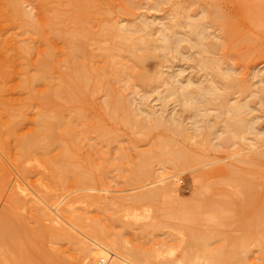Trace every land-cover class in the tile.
<instances>
[{
    "label": "rangeland",
    "instance_id": "obj_1",
    "mask_svg": "<svg viewBox=\"0 0 264 264\" xmlns=\"http://www.w3.org/2000/svg\"><path fill=\"white\" fill-rule=\"evenodd\" d=\"M84 1L0 0V264H71L74 259L90 264L95 244L104 246L109 241L114 245L110 251L132 264H264V222L255 217L261 197L264 199V142L255 144V133H264V96L258 97L264 90V14L252 24L245 14L253 9L244 8L242 0H91L86 6ZM182 8L189 9L192 19L203 11L207 15L204 22L214 36L208 42L218 45L212 54L196 53L183 43V55L187 58L193 53V61L185 63L186 58L175 52L164 58L160 50H153L152 58L139 67L134 54L140 51L129 55L117 46L116 38L102 37L127 25L131 32L149 33L157 45L156 25L173 22ZM215 13L225 18L224 25L213 20ZM146 21L154 25L144 26ZM131 32L124 34L134 35ZM204 57L217 61L220 69L216 70L225 81L233 80L231 86L224 80L217 84L228 93L227 101L248 104L244 115L253 119L257 131L246 135L243 143L253 145L211 149L200 132L188 129L186 138L161 128L146 133L123 123L122 111H112L115 103L130 108L139 119L138 100L143 96L158 109L157 98L166 89L162 82L142 85L138 80L132 82L134 76L131 80L130 75L144 74L150 79L154 74L166 78L173 73L181 80L200 82L207 73L196 63ZM46 59L52 66L46 69L45 79L31 82L30 90L22 87ZM72 64L89 73L82 85L80 73L73 76L84 86L77 92L78 100L57 101L65 120L58 124L57 133L72 131L73 144L68 145L69 140L61 136L58 141L50 140L51 145L45 140L49 148L54 146L46 150L50 154L39 149L32 154L29 143L42 131L39 115L43 109L53 115L51 106L42 109L37 98L61 89ZM114 69L121 71L120 76L127 73L131 81L118 78ZM245 84L248 90H244ZM72 88L66 90L76 91ZM177 98L167 97L166 117L175 115L189 127L191 120L175 104ZM219 102L199 105L213 117L219 112ZM224 110L220 108L221 120L213 117L212 123L218 122L215 130L224 127ZM196 123L200 126L201 118ZM66 146H72L68 149L74 152L70 162L62 156ZM26 150L29 155L20 157ZM179 150L190 159L182 163L176 182L168 179L174 173L170 174L169 164L166 167L159 158L148 161L146 176L140 180L134 177L146 156L172 157L170 153ZM69 164L74 175L68 177L75 184L57 189L50 181L52 167L63 169ZM238 175L250 187L249 207L243 190L233 181ZM79 179L88 180L87 185H80ZM170 181L176 193L165 194ZM201 185L208 187L209 203H204L205 197L199 198Z\"/></svg>",
    "mask_w": 264,
    "mask_h": 264
},
{
    "label": "bare ground",
    "instance_id": "obj_2",
    "mask_svg": "<svg viewBox=\"0 0 264 264\" xmlns=\"http://www.w3.org/2000/svg\"><path fill=\"white\" fill-rule=\"evenodd\" d=\"M80 1H82V0H80ZM80 1L77 0L78 3ZM166 1H170V0H166ZM242 1H244L243 5H242L244 8L245 7H251L253 9V13L245 14V17L249 21H251L252 24L253 23L256 24V21L258 20L257 19V16L260 15V14H264V0H242ZM85 3H86V5H90L91 4V0L84 1L83 4L85 5ZM81 4H80V6H81ZM156 6H157V4H156ZM77 7H79V6H77ZM182 9L183 10L180 11L181 13L180 12L178 13L179 16H177V18L179 17V19H177V18H176L177 20L174 19L176 21L173 20V22L171 21L169 23H167V22H159L158 25H156V27H157L156 31H157V34H158V38L156 39V41L158 40L157 41V45H155V42H154L155 40H154L153 37L152 38H153L154 41L152 40L151 35L149 33L148 34H145V35H142L141 32H140L141 34L139 32H137V31L131 32L132 31L131 28H126L127 25L125 26V28H122L120 26L122 29H119V28L116 29V28H114L113 29L114 31L111 29L112 31L109 30L108 31L109 33H105V35H103L102 37H104V38L107 37L108 38V37H111L112 36V37L116 38V40H117V43H116L117 46L120 47L121 49H124L122 51H125L126 50L128 52V54H129L130 51H131L130 53H134V52H138L139 53V51H140L141 54L140 53L139 54H134L135 55L134 58H136L134 60V63H135V65H138L139 67H140V65L142 66V64L146 60L152 58V55L153 54H151V51L153 52V50L154 51L155 50H160V52L162 54L161 56L164 57V58L167 57L168 54H170L171 52H175L178 56H184L183 55L184 53H182L183 52L182 50L184 48H182L183 46L181 47V45L183 43L184 44L187 43V45L189 46V49L194 50L196 53H197L196 50H200V51H204L206 54H210L211 51H213L214 48H217L218 45L215 46L214 44H212V42H210V43L208 42V40L210 39V37L213 38L214 36L212 37L211 34H210V32L207 31V26H206V23L204 22V20L207 18V15H205L204 14V11L202 10L203 12L201 13L200 16H198V18L193 17V19H192L190 17L191 15H189V9L188 10L187 9L185 10L184 8H182ZM178 10H180V9H178ZM178 10H177V12H178ZM25 14H26V12H25ZM27 14H26V16H27ZM197 15H199V14H197ZM215 15L216 16H215V18L213 20L220 22L221 25H224L225 22L223 21V19L225 20V18L222 17V15L219 16L218 13H215ZM28 17H30V15ZM146 22L148 24L143 23L144 26H149L151 24L154 25V22H152V21L151 22L146 21ZM48 25H49V23H48ZM119 25H120V23H119ZM105 31H106V29H105ZM127 32L128 33L131 32L134 35L137 34V33H139L142 36H138L137 37L135 35L136 36L135 37L134 35L124 34V33H127ZM139 34H137V35H139ZM152 35H153V32H152ZM216 38H214V39H216ZM110 42H111V40H110ZM244 42H248V41L245 40ZM96 43H98V42H96ZM100 45H102V44H100ZM96 46H97V44H96ZM143 50H145L146 52H144ZM98 51H99V49H98ZM192 54L190 53L189 55H191V56H188L187 58L184 56L186 58V59H184L185 60V63L187 61H190V62L193 61L192 57H194V54L193 55ZM46 60L42 62L41 67L37 70L35 76H33L34 78L32 77V79L29 82L24 83L22 85V87L28 89L30 87V85H31V82L45 79V77L47 75L46 69L49 68L50 66H52V63H51L50 59L47 60V61ZM108 62H109V60H108ZM73 64L70 67V73L68 75V77L70 79H72V82L71 83L68 82V81L66 82V80H69V79H67L68 78L67 77L66 80L64 81V86L63 87L61 86L62 87L61 89H55L54 91H51L45 97H42L41 99L40 98H37V101L38 100L40 101L39 105H41V107L42 106H48V105L51 106L50 112L53 113V115L50 116V114L47 111L45 112V109H43L44 107H42V109L44 110V111L42 110L43 111V114L41 112V114L39 115L41 117V119H42L41 120V123H40V126L42 127V129L40 127V129L42 130L41 131V136L39 137L40 139L38 138V136H35L32 140H34L37 137L36 140H39V141L36 142V140H34V141H31L30 143L28 142L30 144V146H29L30 147V150H33L31 152L32 154H33V152L36 149L37 150L34 153H36L37 151L39 152V150H42V151L45 150L44 153H46V150L47 149H52L54 147V146H52V148H49L48 147L49 145H48L47 142H49L50 140H53V139H54V141H55V139L58 141V139L61 136L62 137H66V139L69 140V141L67 140L68 141V145L73 144V136L71 135L72 133H70L72 131L67 130L66 132L62 131L61 132L62 134L61 133H57L58 132V129H59L58 127L60 126V125L58 126V124H60L61 122L63 124V122L65 121L64 119H62L64 117L63 107L60 106V105H58V102L57 101L60 100V99H63L66 102H72V101L78 100L79 99V95H78L77 92L78 91L81 92V87H84V86H81L83 84L82 83L83 82L82 80L86 78L85 76L87 74H89V73L85 74L86 70L84 71L82 69V67L80 68V67H78L76 65H73ZM196 64L199 67V70L200 71H205L207 73L205 75L204 80H202L200 82H198V81L195 82V81H192L191 79H187L186 81H184L183 78H182L183 80H181V78L177 74L175 75L173 73H171L169 76L167 75L166 78L158 77V76L155 77L156 74H154L153 75L154 77L152 76V78H150V79H149V77L147 75H144V74L138 75V77H137V74L136 75H130L128 73V75H130L131 78L130 77L127 78V73L125 75L122 72V74H121L122 76H120L119 74H120L121 71L120 72L119 71L116 72L117 69L116 70L114 69L115 72L118 75V78H126V80H128L130 78L132 80V77L134 76L132 82H134V80H138V83L140 81V83L142 85H143V83H144V85H147L146 83H148V82H150L149 84H151V82H152V84L153 83H159V82L161 83L162 82L161 84H163L166 89L163 91L164 94L159 95L160 97L157 98L158 101H159V105H157L158 109H156L155 106H152L151 107L147 103L148 102L147 98L146 97L144 98V96H143V98L141 97L138 100L139 101L138 102L139 104H138L137 111L139 110L140 115H141L139 119H136V118L133 117L132 112L129 110L130 108H125V107L119 106V105H117L115 103L112 105V111L114 113L117 112V114H118L119 111H122L123 112V115H124V121H123V123L130 124L131 126L134 125L138 129L143 130L146 133H149V132H151V131H153L155 129L161 128V129H164V131H167V133L172 134L173 136H180L182 138H186L187 137V131H188V129H192V130H194L196 132H200L202 134V136H203L204 141L206 142V144L208 145V143H209L208 146L211 149H214L216 147H222L223 148L225 145H228V144H231V146L232 145L233 146H235V145H239L240 146L241 145V146H243V148H244V146H247V145L248 146L253 145L254 143L253 144H250V145L243 143L247 139L246 138V135H250V134L253 135V133H255V131H257L256 128H255V126H254V124L251 122V121H253V119L252 120H247L245 118V115L244 114L247 112V110H249L248 104L245 103V102H243V101H239V100L236 101V102H233V103H229L227 101V94L228 93H225L223 90H221L220 88H218V85H217L221 81L223 82V80L225 81L226 79L223 78V77H221V75L217 72L220 69V67L218 68L219 64L217 63V61L215 59H213L211 57L210 58L204 57V58H201L200 60H198ZM216 68L218 70H216ZM76 73H80V77L78 76V78H80V80H81V82H80L81 85L79 83L77 84L73 80V78H74L73 76L76 75ZM123 75L126 76V77H123ZM159 76H161V75H159ZM64 77H66V76H64ZM95 77H97V76H95ZM206 77H209L208 80H207ZM100 79L102 80V82L106 81L101 76H100ZM113 79H115V78H113ZM118 80H120V79H118ZM129 80H128V82L131 81V80L130 81ZM203 81L204 82H208V84L205 85V86L202 85ZM261 81H264V78H261ZM225 82H227V81H225ZM103 84L104 83H102V86H104ZM149 84H148V86H150ZM226 84H227V86H231L233 84V80L232 79L229 80ZM67 87H68V89L69 88L73 89L72 87H75L76 88V91H68V90H66ZM248 89H249V87L245 84L244 90H248ZM28 90H30V88ZM105 91H106V89H105ZM260 93L261 94L258 95L259 98H261L262 96H264V90L260 91ZM176 95H178V98H177V102L175 101V104H178L177 106L180 107L179 108L180 111L183 112V113H187L188 118L191 120L190 121L191 123H190L189 127H185L184 125H182L180 123V121H179V118L176 117L175 115H172L171 118H169V119H167V117H166V115H167L166 112L168 110L166 111V108H167L166 103L167 102H165V101H166L167 97H172V96H176ZM262 98H264V97H262ZM214 100L215 101L216 100H219L220 102L218 103V107H217V109H219V112L215 116H213V117H215L216 120H221L220 118H221L222 111L220 112V108H222V107H223V109H225L223 112L225 114H227L226 121L223 120L225 123H224V127L222 128V130H215V126L217 125L218 122H216V123L213 122L212 123V121H213L212 115H210V113H208V110H202V108L199 105V104H203L204 103L205 106H212L213 104L211 102H213ZM117 101L118 100H115V102H117ZM199 118H201V122H202V124L200 126L196 123V120L199 119ZM61 119H62V121H61ZM116 119H118V118H116ZM255 135L257 137V138H255V144L264 142V133H257V134L255 133ZM213 139L216 140V142L214 144L211 143ZM45 140H48V141L46 142ZM61 142H62V140H61ZM163 142L164 141L160 142L159 143L160 144L159 146H161V144ZM49 143L51 145V142H49ZM163 146H164V144H163ZM71 147L70 146L67 147L66 148L67 150L63 149L64 150L63 151L64 153H63L62 156L65 155L64 158H65L66 162H70V160H71V158H72V156L74 154V152L71 151L72 150ZM68 148H70L71 150L68 149ZM160 148L161 147H159V149ZM157 149L158 148H156V150ZM23 150H25V149H23ZM19 153H20V151H19ZM48 153L50 154V150L46 154H48ZM157 153H159V150H158ZM26 154H27V150H26V152H22V154H21L22 156H20V157H23L24 158ZM71 154H72V156H71ZM27 155H29V154H27ZM160 155H161V153H160ZM170 155L172 157H161V156L158 157L157 155H155V157H151L150 158L149 156H146L143 159V162H142L143 164H140L139 163V167L136 169L137 171H135L136 174H134L135 175L134 177L136 178V180L137 179L140 180L141 178H143V176L145 174H148L147 171H146V169H147V167L149 165L148 161H150L152 158L153 159H156V158L158 159L159 158L158 159L159 161H162L164 164L167 163L166 164V167L169 164V166H168L169 167L168 168L169 171L168 172L170 173V171L171 172L173 171L172 173H174L171 176H167V177H169L168 179L175 180V182H176V178L178 177V175L176 173L182 167V163L184 161H186V160H189L190 157H186V153H184V151H182V150H179V151L170 153ZM28 157H30V156H28ZM256 157H258V156H256ZM249 162H250V160H249ZM70 164H69V167H65V168L63 167V169H55V167L52 165L53 166L52 167V172H54V173L52 174V177H51V180L50 181H51V184L53 186L58 187L57 189H60V188L62 189V188H64L68 184H75V182L69 180V177H68L70 175H74V172L72 171V168H71ZM169 173H168V175L171 174V173L170 174ZM132 177H133V175H132ZM148 177L149 176H147V178ZM79 181H80V179H79ZM233 181L236 182L237 184H239V186L243 190L242 194H243V197H245V204L247 203L246 205L249 207V205H248L249 204V201H247V200L248 199L251 200V197L252 196H249L250 193H248V190H249L250 187L249 188L247 187V182L245 181V179H242L241 177H239V175L236 176V177H234ZM87 183H88V180H86V179H82L80 181V185H87ZM176 186H177V184H175L174 187H176ZM205 186L201 185L200 188L198 189L199 190V192H198L199 198H204L205 197V202L201 200L200 203L201 202L202 203L203 202L204 203H207L208 202L207 199L209 197L207 198L206 197V194L209 193V192H208V187H205ZM53 189L56 190V188H53ZM256 189L255 190L253 189V192H255V195H256ZM261 190H264V189H261ZM261 190L259 188L258 191L260 192ZM166 192L167 193H174L175 192V190L173 188V183L171 181H170V183L167 184V186L165 187V189L163 191V193H165V194H166ZM262 193H264V192H262ZM262 195H264V194H262ZM258 196H259V194H258ZM50 199H52L51 196L48 197V200H50ZM256 199H257V197H256ZM243 200H244V198H243ZM47 203H48V201H47ZM252 203H250V204L252 205ZM44 204H45V202H44ZM258 205H259L257 207L258 210H257L256 215H255V217L257 218L256 220H262V222H264V199H262V197H261V203L260 204L258 203ZM47 206H48V204L46 205V207ZM180 209H182V208H180ZM213 209H215V207H213L212 210ZM205 210H206V208H205ZM207 213H209V212H207ZM222 214H223V212H222ZM178 215H181V214H178ZM182 215H183V213H182ZM58 216H60V215L58 214ZM210 218H213V217H210ZM213 220H215V219H213ZM110 244H113V243L109 241L104 246L95 244L94 247L95 248L97 247L96 250L90 251V256H89L90 257L89 260L91 262L90 264H132L131 262L125 260V258L120 257V256L116 255L115 253L111 252L112 250L110 251V249L114 248V245H110ZM90 249H92V248H90ZM71 264H79V263H78L77 260L74 259V260L71 261Z\"/></svg>",
    "mask_w": 264,
    "mask_h": 264
}]
</instances>
